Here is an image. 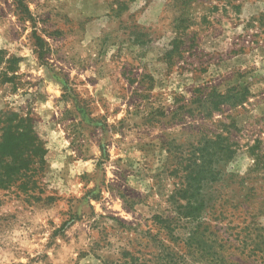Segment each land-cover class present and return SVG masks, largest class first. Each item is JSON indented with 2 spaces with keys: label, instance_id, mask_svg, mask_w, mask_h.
<instances>
[{
  "label": "rangeland",
  "instance_id": "obj_1",
  "mask_svg": "<svg viewBox=\"0 0 264 264\" xmlns=\"http://www.w3.org/2000/svg\"><path fill=\"white\" fill-rule=\"evenodd\" d=\"M235 86L245 104L212 106ZM4 111L32 113L46 156L1 178L0 264H264V0H0ZM222 130L215 215L179 218Z\"/></svg>",
  "mask_w": 264,
  "mask_h": 264
},
{
  "label": "trees",
  "instance_id": "obj_2",
  "mask_svg": "<svg viewBox=\"0 0 264 264\" xmlns=\"http://www.w3.org/2000/svg\"><path fill=\"white\" fill-rule=\"evenodd\" d=\"M18 60L16 59V62ZM5 81H9L8 79ZM249 90L246 86H235L224 93L214 94L210 103L214 108L229 105L232 108L246 103ZM36 120L32 113L19 115L4 111L0 114V181L5 183L3 177L11 179L16 172H32L45 162L46 150L44 143L35 130ZM194 149L192 156L183 167L185 172L182 181L178 182L174 198L181 200L177 203L176 213L179 218L193 222L200 218L206 209L214 216V204L206 201L203 194V182L213 181L219 171L218 164H228L236 154L230 135L224 131L212 136H206ZM212 202V201H211ZM174 204V205H175Z\"/></svg>",
  "mask_w": 264,
  "mask_h": 264
}]
</instances>
